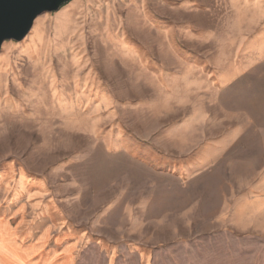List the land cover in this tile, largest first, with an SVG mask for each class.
<instances>
[{
  "label": "rangeland",
  "instance_id": "rangeland-1",
  "mask_svg": "<svg viewBox=\"0 0 264 264\" xmlns=\"http://www.w3.org/2000/svg\"><path fill=\"white\" fill-rule=\"evenodd\" d=\"M255 182L264 0H72L3 44L0 264H264Z\"/></svg>",
  "mask_w": 264,
  "mask_h": 264
},
{
  "label": "water",
  "instance_id": "water-1",
  "mask_svg": "<svg viewBox=\"0 0 264 264\" xmlns=\"http://www.w3.org/2000/svg\"><path fill=\"white\" fill-rule=\"evenodd\" d=\"M72 0H0V52L6 41H23L36 19Z\"/></svg>",
  "mask_w": 264,
  "mask_h": 264
},
{
  "label": "crops",
  "instance_id": "crops-1",
  "mask_svg": "<svg viewBox=\"0 0 264 264\" xmlns=\"http://www.w3.org/2000/svg\"><path fill=\"white\" fill-rule=\"evenodd\" d=\"M261 185L262 184L260 182H255L249 188H247V189L245 188L243 195L241 197H239V200L237 203L238 206L240 207L239 210L241 213L247 214V213L251 212L252 209H254L257 205L263 204L264 198H257L255 195V194L259 193V189L262 187ZM240 230H242V233L244 236L264 237V228H258V229L242 228Z\"/></svg>",
  "mask_w": 264,
  "mask_h": 264
}]
</instances>
